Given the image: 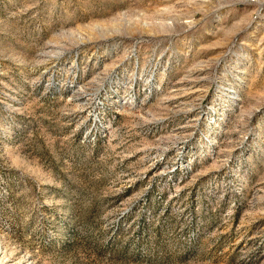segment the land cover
Instances as JSON below:
<instances>
[{
    "label": "rangeland",
    "instance_id": "rangeland-1",
    "mask_svg": "<svg viewBox=\"0 0 264 264\" xmlns=\"http://www.w3.org/2000/svg\"><path fill=\"white\" fill-rule=\"evenodd\" d=\"M0 264H264V0H0Z\"/></svg>",
    "mask_w": 264,
    "mask_h": 264
}]
</instances>
